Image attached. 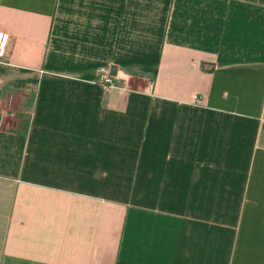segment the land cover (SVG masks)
<instances>
[{"label": "crops", "instance_id": "crops-1", "mask_svg": "<svg viewBox=\"0 0 264 264\" xmlns=\"http://www.w3.org/2000/svg\"><path fill=\"white\" fill-rule=\"evenodd\" d=\"M0 264H264V0H0Z\"/></svg>", "mask_w": 264, "mask_h": 264}, {"label": "built area", "instance_id": "built-area-1", "mask_svg": "<svg viewBox=\"0 0 264 264\" xmlns=\"http://www.w3.org/2000/svg\"><path fill=\"white\" fill-rule=\"evenodd\" d=\"M105 82L112 83V78L110 76H105Z\"/></svg>", "mask_w": 264, "mask_h": 264}, {"label": "trees", "instance_id": "trees-1", "mask_svg": "<svg viewBox=\"0 0 264 264\" xmlns=\"http://www.w3.org/2000/svg\"><path fill=\"white\" fill-rule=\"evenodd\" d=\"M214 69V64H212V66H211V70H213Z\"/></svg>", "mask_w": 264, "mask_h": 264}]
</instances>
